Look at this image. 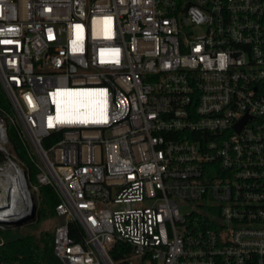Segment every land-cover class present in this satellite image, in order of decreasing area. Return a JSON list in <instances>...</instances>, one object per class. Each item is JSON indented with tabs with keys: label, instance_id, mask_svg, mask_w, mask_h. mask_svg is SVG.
Segmentation results:
<instances>
[{
	"label": "built area",
	"instance_id": "1",
	"mask_svg": "<svg viewBox=\"0 0 264 264\" xmlns=\"http://www.w3.org/2000/svg\"><path fill=\"white\" fill-rule=\"evenodd\" d=\"M0 94V228L49 188L62 264H264V0H0Z\"/></svg>",
	"mask_w": 264,
	"mask_h": 264
},
{
	"label": "trees",
	"instance_id": "2",
	"mask_svg": "<svg viewBox=\"0 0 264 264\" xmlns=\"http://www.w3.org/2000/svg\"><path fill=\"white\" fill-rule=\"evenodd\" d=\"M0 106H5V101L0 94ZM11 139L14 143L15 149L19 157L25 160V156L21 149L20 143L16 139L15 132L12 127H9ZM33 171V170H32ZM43 189V188H42ZM42 210L37 211V217L41 212L46 214V217L52 219L57 217L54 212V208L57 204L53 191L49 188L42 190ZM53 222V228L51 231L41 230L37 234H27L15 239H9L3 241L0 245V264L1 263H14V264H62L53 253V230L56 225ZM5 231L0 230V236ZM71 237L79 239L78 235L70 233ZM122 245H117L116 249H120ZM115 249V250H116ZM122 255H128L129 248L121 249ZM115 258H118L114 256Z\"/></svg>",
	"mask_w": 264,
	"mask_h": 264
},
{
	"label": "rangeland",
	"instance_id": "3",
	"mask_svg": "<svg viewBox=\"0 0 264 264\" xmlns=\"http://www.w3.org/2000/svg\"><path fill=\"white\" fill-rule=\"evenodd\" d=\"M42 190H44V188ZM42 190H41V194L43 196ZM37 204H38V210L41 211L42 205H43L42 201H38ZM52 221H54V224L55 223L57 224L60 222V218L53 217L52 219H50V218L48 219L46 217V214L41 212L40 216L37 217L36 221L32 224L25 225L22 227L0 228L1 231H5V233L2 234V236H0V240L6 241L9 239H15V238H18L20 236L27 235V234H37L41 230L51 231L53 228V222Z\"/></svg>",
	"mask_w": 264,
	"mask_h": 264
},
{
	"label": "water",
	"instance_id": "4",
	"mask_svg": "<svg viewBox=\"0 0 264 264\" xmlns=\"http://www.w3.org/2000/svg\"><path fill=\"white\" fill-rule=\"evenodd\" d=\"M34 216H33V213L22 218V219H19L18 221L14 222L13 223V226L14 227H22L24 226L25 224H27L29 221L33 220Z\"/></svg>",
	"mask_w": 264,
	"mask_h": 264
},
{
	"label": "bare ground",
	"instance_id": "5",
	"mask_svg": "<svg viewBox=\"0 0 264 264\" xmlns=\"http://www.w3.org/2000/svg\"><path fill=\"white\" fill-rule=\"evenodd\" d=\"M4 215H6V213H2V214H0V217H2V216H4Z\"/></svg>",
	"mask_w": 264,
	"mask_h": 264
}]
</instances>
